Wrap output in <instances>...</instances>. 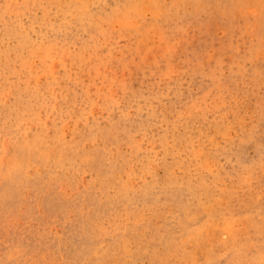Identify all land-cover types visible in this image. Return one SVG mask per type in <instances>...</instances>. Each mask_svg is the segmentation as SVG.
Returning a JSON list of instances; mask_svg holds the SVG:
<instances>
[{"label":"rangeland","instance_id":"obj_1","mask_svg":"<svg viewBox=\"0 0 264 264\" xmlns=\"http://www.w3.org/2000/svg\"><path fill=\"white\" fill-rule=\"evenodd\" d=\"M0 264H264V0H0Z\"/></svg>","mask_w":264,"mask_h":264}]
</instances>
